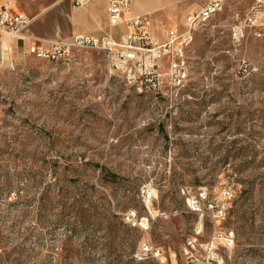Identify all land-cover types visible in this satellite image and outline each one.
<instances>
[{"label": "rangeland", "instance_id": "obj_1", "mask_svg": "<svg viewBox=\"0 0 264 264\" xmlns=\"http://www.w3.org/2000/svg\"><path fill=\"white\" fill-rule=\"evenodd\" d=\"M17 1L36 19L34 31L70 34L71 0ZM174 3L153 16L161 38L183 28L205 0ZM235 4L196 34L190 81L173 98L146 85L141 92L120 75L110 79L100 52L53 64L7 40L0 48V264H264V40L248 29L234 39L245 18ZM47 194L81 201L97 216L137 211L150 220L149 235H138L160 249V259L135 260L129 241L105 236L99 221L74 235L55 221L56 209L48 218L41 212ZM195 198L201 213L189 207ZM223 205L216 219L210 206ZM188 240H197L190 256Z\"/></svg>", "mask_w": 264, "mask_h": 264}, {"label": "built area", "instance_id": "obj_2", "mask_svg": "<svg viewBox=\"0 0 264 264\" xmlns=\"http://www.w3.org/2000/svg\"><path fill=\"white\" fill-rule=\"evenodd\" d=\"M91 0H73L74 8H82ZM220 4V0H205L199 11L188 14L185 17L183 28L173 27L166 33L165 39L160 40L154 34V20L151 15L127 17L130 12L132 0H108V20L106 33L102 37L78 36L70 41H58L45 43L37 41L30 45L28 56L37 59H52L53 64L68 63L69 58L79 52H100L105 56L109 78L120 75L126 83H133L134 88L141 92L145 85H154V93L157 95L166 92V97L173 98V84L185 83L187 79L186 68L180 67V47H188L193 51L196 34L200 25L205 24L207 14H212L213 9ZM235 5L245 8L244 20L241 26L234 28V39L241 41L244 37V29L252 32L254 37L264 40V0H236ZM232 8V7H231ZM32 19L23 14H15L12 11L11 1L0 5V36L7 35L14 38H23L28 31ZM124 28L123 33L116 34L117 30ZM167 63L168 69L164 73L163 65ZM245 72H249L248 64L244 61ZM224 196L229 192L224 191ZM143 196L151 199L150 192H143ZM190 209L195 213H201L199 198L188 201ZM215 210V218L222 219L224 205ZM122 221L132 229H137L145 235H149L150 220L141 217L137 211L129 210L121 214ZM197 240H188L184 252L188 256L196 248ZM224 243L232 247V238L226 237ZM215 248V241L210 243ZM161 257L160 249L154 247L144 239L139 243L134 254L135 260L145 262Z\"/></svg>", "mask_w": 264, "mask_h": 264}, {"label": "crops", "instance_id": "obj_3", "mask_svg": "<svg viewBox=\"0 0 264 264\" xmlns=\"http://www.w3.org/2000/svg\"><path fill=\"white\" fill-rule=\"evenodd\" d=\"M7 1H11L12 11L15 14H23L32 19V23L28 31L24 34L23 38H14L7 35L0 36V48L3 49L8 39H13L12 44L18 52H23L27 54L30 45L37 43V41H42L45 43H53L58 41H70L78 36H90V37H102L106 33L107 20H108V0H91L87 5L82 8H74L73 0H71V9L68 14V24L70 34L68 36H62L59 31L54 32V34H40L34 31V23L36 19L32 18L24 12H20L17 8V0H0V5L5 4ZM29 0H24L27 4ZM175 0H148V1H138L132 0V5L130 12L127 17L131 16H142L151 15L152 18L156 14L165 12L175 5ZM57 7V5L55 6ZM54 9V8H53ZM53 9H48L44 12L45 16H48ZM47 18V17H46ZM43 18V19H46ZM154 20V18H153ZM179 28V27H178ZM181 29V28H179ZM124 28L116 31V34L123 33ZM154 34L160 40H164L156 34L155 31V20H154ZM28 55V54H27Z\"/></svg>", "mask_w": 264, "mask_h": 264}, {"label": "trees", "instance_id": "obj_4", "mask_svg": "<svg viewBox=\"0 0 264 264\" xmlns=\"http://www.w3.org/2000/svg\"><path fill=\"white\" fill-rule=\"evenodd\" d=\"M160 134H163V129H159ZM105 171V170H104ZM107 176L113 181L117 180V176H114L110 173H106ZM7 182V181H5ZM35 183V182H30ZM70 199L66 200L65 197L60 198V200L54 201L48 198L42 200L41 203V212L45 214L48 218L51 215V209H56L58 214L55 216V221L59 224H65L68 228L71 229L72 233L75 235L79 232V229L87 228L89 224L99 221V230L105 233V236H110L114 234L117 238L122 240L124 243H128L131 248V254H135L134 251L137 247V244L141 242V238L138 235L139 230L132 229L124 224L121 216H116L111 212L107 214H102L97 216L93 213V209H86L80 201L70 202ZM93 221V222H92ZM124 238H120V236ZM70 241V240H69ZM90 245H93V242H88ZM108 245H104V250L107 249ZM113 255H110L112 257ZM132 255H129L128 258H131ZM150 260L145 261L149 262ZM126 264H131V261H128Z\"/></svg>", "mask_w": 264, "mask_h": 264}, {"label": "bare ground", "instance_id": "obj_5", "mask_svg": "<svg viewBox=\"0 0 264 264\" xmlns=\"http://www.w3.org/2000/svg\"><path fill=\"white\" fill-rule=\"evenodd\" d=\"M230 0H220V4L213 9L212 14H207L205 17V24L200 25V28L210 23L214 20L218 15L223 13L227 8ZM52 62V59H43ZM190 51H188V47H180V67L186 68L187 79L190 77ZM149 91L154 92V85H146ZM185 88V83H175L173 84V91L179 92L180 90Z\"/></svg>", "mask_w": 264, "mask_h": 264}]
</instances>
